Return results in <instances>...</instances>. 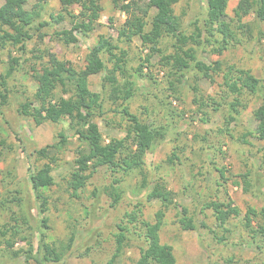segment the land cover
I'll return each mask as SVG.
<instances>
[{
	"label": "rangeland",
	"instance_id": "rangeland-1",
	"mask_svg": "<svg viewBox=\"0 0 264 264\" xmlns=\"http://www.w3.org/2000/svg\"><path fill=\"white\" fill-rule=\"evenodd\" d=\"M147 1L98 0V17L93 30L86 36L76 33L77 42L67 45L54 32L70 29V20L60 0H48L38 19L47 24L38 30V20L34 22L29 30L31 37L25 40L22 50L9 43L0 46V77L6 80L3 92L7 95L5 103L0 99V264H107L115 251L118 225L125 224L133 235L113 264H132L144 240L140 224L129 222L128 214L135 212L139 220H154L155 211L162 206L157 199L148 200L147 193L158 177L174 193V203L165 209L159 236L161 242L173 247L177 264H264L263 238L259 234L253 238L244 227L243 219L247 206L257 210L264 207V141L253 136H247V142L239 139L245 128H255L252 111L262 102L264 94L244 95L247 107L240 109L230 123V134L220 132L225 127V107L218 111L204 108L207 115L203 116L195 111L197 105L193 101L195 95L201 94L217 99L223 89L220 88L221 75L212 83L199 72L190 70L182 78L181 94L175 97L167 89L168 68L160 64L159 56L153 55L149 63L144 61L148 49L142 44V31L126 27L122 33L125 20L133 15L141 16ZM238 1L228 0L227 21L234 19L233 9ZM204 2L180 0L175 4L174 11L180 16L187 35L194 30L196 19L197 24L202 25ZM122 5L129 8L125 10ZM6 9V0H0V11ZM68 9L77 14L80 7L73 4ZM152 12L149 9L148 15ZM58 13L65 14V19L56 24L50 16ZM241 23L246 27L235 29L237 42L220 54L214 51V44L205 42L198 56L207 63L221 60L224 65L248 69L264 84V22H258L251 14L242 18ZM100 35L125 51V62L113 64L104 56L106 69L89 76L90 88L101 94L102 102V111L93 117L90 126L100 132L105 141L123 137L127 126H135L142 120L164 127L166 132L145 155L144 168L148 174L145 187L141 186L137 171L114 174L103 165L93 170L75 197L68 187V179L74 159L86 150L84 142L70 128L68 118L36 124L18 109L35 90L33 68L39 69L48 60V55L41 52L46 49L80 68L85 54ZM170 43L171 39L165 37L159 46L169 48ZM11 57L18 59V70L11 69ZM141 63H144L142 74L136 70ZM107 70L114 72L120 81L131 74L136 88L134 96L126 102L112 100L104 86ZM123 72L126 75H122ZM196 86L198 90H193ZM58 95L63 99L67 97L60 91ZM125 106L128 114L123 110ZM59 132L67 136V141L57 149L54 145L60 139ZM175 150L179 158L172 164L167 157ZM51 155L56 157L51 172L55 184L44 189L49 202L44 214L47 226L43 227L29 174ZM214 167H224L227 180L220 178ZM247 172L251 185L245 190L242 180ZM257 175H261V182H257ZM114 177L120 178L118 184L123 193L118 204L111 206L107 189ZM236 181L239 184H235ZM210 200L232 201L241 209V214L230 217L220 226L213 211L204 207ZM182 205L193 215L195 229L185 230L179 225L177 211ZM261 219L257 217L252 225L255 227ZM41 231L45 235L44 242L59 255L58 260L40 263Z\"/></svg>",
	"mask_w": 264,
	"mask_h": 264
},
{
	"label": "trees",
	"instance_id": "trees-1",
	"mask_svg": "<svg viewBox=\"0 0 264 264\" xmlns=\"http://www.w3.org/2000/svg\"><path fill=\"white\" fill-rule=\"evenodd\" d=\"M48 0H6L7 9L0 11V46L7 43L19 46L22 50L24 42L30 38L29 30L38 20L43 11L44 4ZM98 0H60L62 10L69 18L70 29H57L55 36L65 44H74L77 42L76 33L84 36L94 28V21L98 17ZM180 0H148L147 7L141 16L128 17L122 27V33L126 27L136 28L143 33L142 44L148 49L144 59L149 63L153 55L159 56L160 64L168 68L167 89L176 97L181 94L180 84L182 78L190 70L199 72L203 78L210 82H216V76L221 75L222 82L220 88L222 93L216 99L212 95H195L194 103L196 112H201L203 116L207 115L204 108L211 107L212 110H219L225 107L223 112L225 127L221 131L230 134V123H232L239 114L240 109L247 107V100L244 95L264 94V84L260 79L254 76L248 69L234 68L231 64H223L221 60L207 63L199 58L198 50L207 42L214 44V51L220 54L227 49L231 43L237 42L235 29L246 27L241 23V19L248 15H253L258 22H264V0H239L233 9L234 19L227 21L226 8L228 0H205L204 17L202 25L199 26L198 19L195 20L194 30L190 35L182 28V21L179 15L174 11V6ZM73 4L80 7L79 13H73L68 8ZM127 10L129 5H122ZM152 9V14L148 15V10ZM65 14L58 13L51 15L56 24L65 19ZM80 17V19H79ZM236 21L237 23H233ZM239 23V25H237ZM47 24L46 21L38 20L36 29ZM237 25V26H236ZM40 33L39 38L42 39ZM171 39L170 47L163 48L159 45L163 38ZM170 50V51H168ZM48 55L46 64L39 69L33 68L32 77L36 82L35 90L31 97L20 104L19 113L31 117L36 124L45 121L59 122L63 118H68L70 128L78 138L84 142L86 150L74 159V168L71 170L68 179V187L72 196L78 197V192L85 186L87 178L93 170L99 166L106 165L115 173L127 175L137 171L141 176V186L147 184V172L145 171V155L152 148L156 140L161 139L166 130L164 127H157L150 121L142 120L135 126H127L126 133L121 138L112 137L108 141L102 138L100 132L90 126V121L102 111L101 94L93 91L89 85V76L97 74L106 69L104 56L113 62V64H122L125 62V51L120 49L111 39L100 35L97 41L89 48L84 57V64L80 68H75L67 60L59 59L55 53L47 51L41 52ZM11 69L18 70V59L10 60ZM141 63L136 68L142 74ZM126 75L125 72L121 73ZM132 75L122 78L120 81L114 72L107 70L105 74L106 91L112 100H129L134 96L135 82L131 79ZM2 88V89H1ZM6 80L0 77V99L5 103L7 95ZM198 90V87H193ZM67 94L65 99L57 92ZM231 97V98H230ZM128 106V105H127ZM127 106L123 108L125 114H128ZM253 119L256 121L254 129L245 128L239 137L243 142H247V136H253L264 141V99L253 109ZM204 120V118L202 119ZM60 138L54 146L60 148L67 141V136L59 132ZM53 146V147H54ZM178 148V147H176ZM179 149V148H178ZM179 158L176 150L168 157L169 163H175ZM56 157L51 155L49 160L36 168L29 174L31 188L34 197L38 202V210L41 214L42 226L46 227L47 217L44 215L48 210V196L44 189L55 184L52 175L53 164ZM214 163V162H213ZM215 164V163H214ZM219 172L220 178L226 179V169L224 167H214ZM261 175L256 176L257 182H261ZM244 189L247 190L251 185L249 172L243 174ZM119 177H114L112 184L107 192L111 197V206L118 204L122 197L123 189L118 184ZM118 184V185H117ZM235 184H239L238 181ZM147 199H157L162 208L154 213V220L147 221L138 219L137 213L128 214L130 219L140 224L144 243L139 247L138 257L132 264H177L173 247L170 244L163 243L160 240L159 231L161 229L165 209L174 203V193L166 187L163 179L158 177L153 186L147 193ZM206 208L213 211V215L220 226H223L230 217L239 216L241 209L231 202L219 200H210L205 203ZM178 212V223L182 229H195L194 217L189 214L186 206H180ZM257 217L256 226L252 222ZM244 227L252 233L254 238L260 235L264 242V207L257 210L255 207L247 206L243 213ZM119 231L115 234L116 247L111 259L107 264H113L114 260L121 254L126 245L129 244L133 233L128 226L118 225ZM8 230V229H7ZM6 230V231H7ZM226 230V229H225ZM133 232V231H132ZM5 234V232H4ZM40 250L43 252L40 263L47 260H58L59 255L46 242H44V232L40 233ZM74 236L70 237L73 240ZM223 238V237H222ZM221 238V239H222ZM11 245L9 241H6Z\"/></svg>",
	"mask_w": 264,
	"mask_h": 264
}]
</instances>
